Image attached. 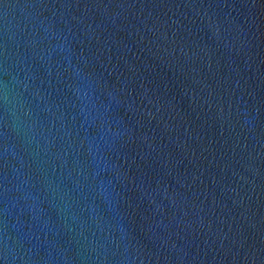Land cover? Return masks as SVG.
<instances>
[{
  "label": "water",
  "instance_id": "1",
  "mask_svg": "<svg viewBox=\"0 0 264 264\" xmlns=\"http://www.w3.org/2000/svg\"><path fill=\"white\" fill-rule=\"evenodd\" d=\"M262 247L264 0H0V264Z\"/></svg>",
  "mask_w": 264,
  "mask_h": 264
}]
</instances>
